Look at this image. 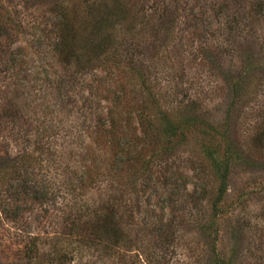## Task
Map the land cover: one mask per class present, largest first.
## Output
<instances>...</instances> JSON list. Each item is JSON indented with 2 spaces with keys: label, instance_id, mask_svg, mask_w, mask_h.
Wrapping results in <instances>:
<instances>
[{
  "label": "rangeland",
  "instance_id": "1",
  "mask_svg": "<svg viewBox=\"0 0 264 264\" xmlns=\"http://www.w3.org/2000/svg\"><path fill=\"white\" fill-rule=\"evenodd\" d=\"M77 1L86 0H0V24L9 28L0 26V164L32 162L29 176L49 188L47 198L21 202L17 221L0 215V264H264V15H248L254 0H128L146 18L130 11L115 27L116 42L132 43L122 45L120 61L85 74L72 69L61 84L55 59L44 46L40 55L27 49L25 35L36 26L47 42L51 5ZM17 46L33 59L22 85L6 64ZM46 65L53 82L50 74L42 81ZM13 103L10 117L5 106ZM226 158L218 203L216 166ZM112 202L125 220L124 248L81 247L60 235L67 214ZM35 242L37 257L23 262ZM57 242L61 250L50 254Z\"/></svg>",
  "mask_w": 264,
  "mask_h": 264
},
{
  "label": "trees",
  "instance_id": "2",
  "mask_svg": "<svg viewBox=\"0 0 264 264\" xmlns=\"http://www.w3.org/2000/svg\"><path fill=\"white\" fill-rule=\"evenodd\" d=\"M95 1L96 0H86L85 3L77 1L76 3L72 4H69L68 2H56L51 5L50 15L46 19L53 25L51 29L52 36L49 38V40L47 42L44 41V39L42 38L43 33H41V31L38 30V27L36 26H32L31 28L29 27L27 34L25 35V37L29 39L27 40V43H29V47H27V49L31 48L37 54H39V52L41 54L42 47L44 46L51 54V58L55 59L54 66L58 67L60 69L59 71L62 70L65 73L64 76H61V79L59 80L61 84L64 81L66 83L70 82V78L72 76L70 72L72 69L76 74H85L89 73L90 70L100 67L101 65L103 67H105L106 65L111 66L112 62L114 63L115 61H120L119 56L121 53L120 51L122 45L127 46L128 43H132L130 41L127 42L126 39L121 40L119 43L116 42L115 27L121 25L122 23L124 24L125 22L128 23V20H124L126 18V14H130V11L132 12L133 17L142 15L143 20H145L144 18H146L145 12L141 11L140 14V11H136L137 7H131V5L129 6L128 0H102L96 5ZM261 1L262 0L253 1L248 10V15H251V13H253L254 16H258L255 17V19L260 18L261 14L264 15V3ZM140 10H143V7ZM165 11L166 9H163L157 15L158 19H160L161 15H163ZM76 14H78L82 18L77 17ZM151 17H154V14ZM91 18L94 20V23L89 22ZM3 24H5V22H2L0 24L3 30H8L9 28L6 27V24L5 26H3ZM129 27H132L130 23ZM154 27L157 28V24H155L154 20H152L150 28ZM85 30H89L87 34L89 37H84L83 34ZM82 37L86 41L83 45L81 44ZM42 40L44 42V45ZM49 41L50 43L48 45ZM23 48V46H17L14 51H12L10 57L8 58V61L6 62V64L8 66H11L13 71H15V74L13 75L11 73L10 77L13 78V84L16 85H18V83L22 85L23 83L22 81L24 80V77H22V75L25 72L24 70L26 69V66L24 67V64H28V59L31 62L33 60L32 56L26 58L28 55H22L24 52ZM45 57H48L46 52L44 53V58ZM251 64L252 62L247 63L246 61L245 66L247 68H251ZM41 71L44 73L42 76V81L47 82L49 74L52 71H50V68L47 67V65L42 66ZM50 78L53 82L54 74L53 76L50 74ZM240 82L241 80H236L233 84L234 90H236V94L238 92L237 87L240 85ZM64 89L67 92V88ZM14 104L15 103L9 106H5V108H7L11 113L10 117L14 116V113L12 112ZM110 113L112 114V110L110 111ZM190 122H193V120H191ZM112 124L110 125V128H112V130L109 131V139L115 138L112 137L115 134V127H113ZM53 125L54 123H52V119L47 120L46 124H42L40 128L41 135H45V131L50 132ZM100 126L101 125L98 123L97 128ZM40 133H38V135H40ZM169 133L173 135L175 133V130L170 128ZM259 134L260 136L264 135V127ZM41 135L40 137H42ZM79 138L80 137L78 136L77 139ZM128 141L129 138H126L125 143H127ZM115 142L117 141L115 140ZM123 147L124 146L122 145L120 146V151L123 150ZM71 153L67 156V161H64V159L60 156V158H62V169L64 170H67L69 167L68 163L66 162H69L71 157L74 159L77 151H71ZM211 154L209 153L208 155ZM25 158L26 157H22V159ZM13 159L14 158H12V160ZM123 161H126V158L121 156L120 159L116 162V165L123 164ZM76 162L79 164L78 159L76 160ZM31 163L32 162L22 160L21 164H0V215L7 220L17 221L20 217H22V213L26 209V207L22 206L21 202H23L27 196H29L30 198V195H32V199L34 200H41L48 197L49 188L47 187L46 182L41 178L34 179V176L32 178L29 176L34 172L33 170L36 168L35 166V168L32 167ZM228 166V158L222 161H218V165L216 166L218 167V176L220 180L218 196L216 198V201H218V203L223 198L227 189V177L229 172ZM18 174L24 177L21 178L20 183L17 184L14 183L13 179L15 175ZM75 181L76 183H78V186H80L84 181L83 170H78ZM102 208V211H97V209L89 211L79 209V212L76 214L72 212L67 214L66 218L64 219L65 222L63 228L61 229L60 235H74L79 239L81 247L86 246L88 248H93L97 245L103 244V247H105V249L107 250H110V247L112 249L115 245L122 246L124 248V241L128 239V235L125 230V220L123 221L122 215L118 214L117 210L113 206V202L111 204H103ZM60 235L58 237H61ZM34 240L37 239L34 238L33 241ZM58 247V242L56 244H53L49 251L50 254L58 255V252L61 250ZM36 248L37 242L33 243V247L29 248V254L28 252H25L20 255L22 261L24 262L26 259L30 258V263H32L33 258L35 256L37 257L38 250H36ZM33 252L34 254H30ZM218 264L230 263L222 259L218 262Z\"/></svg>",
  "mask_w": 264,
  "mask_h": 264
}]
</instances>
